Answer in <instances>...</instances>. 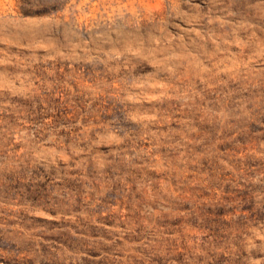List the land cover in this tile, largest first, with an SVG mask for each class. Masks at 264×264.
Masks as SVG:
<instances>
[{
  "label": "rangeland",
  "instance_id": "rangeland-1",
  "mask_svg": "<svg viewBox=\"0 0 264 264\" xmlns=\"http://www.w3.org/2000/svg\"><path fill=\"white\" fill-rule=\"evenodd\" d=\"M0 264H264V0H0Z\"/></svg>",
  "mask_w": 264,
  "mask_h": 264
}]
</instances>
